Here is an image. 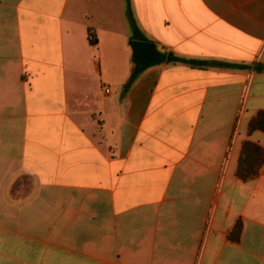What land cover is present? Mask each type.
<instances>
[{"label":"crops","instance_id":"crops-1","mask_svg":"<svg viewBox=\"0 0 264 264\" xmlns=\"http://www.w3.org/2000/svg\"><path fill=\"white\" fill-rule=\"evenodd\" d=\"M260 111L264 0H0V264H264Z\"/></svg>","mask_w":264,"mask_h":264},{"label":"trees","instance_id":"trees-1","mask_svg":"<svg viewBox=\"0 0 264 264\" xmlns=\"http://www.w3.org/2000/svg\"><path fill=\"white\" fill-rule=\"evenodd\" d=\"M90 44L95 43L90 39ZM167 62V64H183L188 65L193 68H204L210 66L207 61L198 60H186L176 57L173 53H165L162 55L161 62ZM218 66H227V64L219 63ZM255 131H260L264 133V111L258 112L249 122L248 134H252ZM264 164V151L256 144L252 142H245L242 146L241 156L239 160V166L237 169V175L243 181H250L259 176L261 168ZM240 232V228L235 229V238L237 240V235Z\"/></svg>","mask_w":264,"mask_h":264},{"label":"water","instance_id":"water-1","mask_svg":"<svg viewBox=\"0 0 264 264\" xmlns=\"http://www.w3.org/2000/svg\"><path fill=\"white\" fill-rule=\"evenodd\" d=\"M132 51L137 64L142 68L151 67L161 63V54L149 43L133 42Z\"/></svg>","mask_w":264,"mask_h":264},{"label":"built area","instance_id":"built-area-1","mask_svg":"<svg viewBox=\"0 0 264 264\" xmlns=\"http://www.w3.org/2000/svg\"><path fill=\"white\" fill-rule=\"evenodd\" d=\"M109 91L108 90H106V93H108Z\"/></svg>","mask_w":264,"mask_h":264}]
</instances>
